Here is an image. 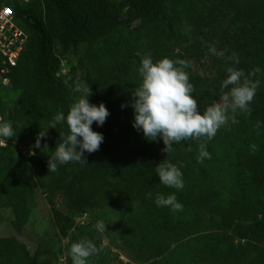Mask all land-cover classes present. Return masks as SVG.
I'll use <instances>...</instances> for the list:
<instances>
[{
    "label": "trees",
    "instance_id": "1",
    "mask_svg": "<svg viewBox=\"0 0 264 264\" xmlns=\"http://www.w3.org/2000/svg\"><path fill=\"white\" fill-rule=\"evenodd\" d=\"M14 6L29 40L17 65L3 73L10 78V90H1L5 85L0 82V122H10L15 132L0 145V224L21 234L41 189L57 234L52 243L35 250L17 234L0 235V264H60L62 255L72 264L70 247L81 239L101 249L87 264H108L109 251L95 223L77 218L120 206L118 229L128 243L152 250L149 264H264V0H31ZM183 12L187 19L195 18L196 25L189 22L185 35L196 51L212 45L239 58L233 65L214 55L211 76L194 73L190 65L185 69L201 111L229 93L220 87L227 67L246 74L259 67L261 73L253 79L261 83L250 111L235 112L236 123L232 119L220 127L211 140H182L167 154L159 138L149 142L131 125L128 105L140 83V59L120 48L108 51L107 57L100 43L109 39L114 46V33L121 26L136 21L162 26L175 16L180 19ZM167 30L163 47L153 56L184 61L171 54L170 25ZM57 45L76 58L67 75L58 74ZM76 83H87L89 102H103L108 109L104 124L92 125L103 134V143L98 151L85 153L86 164H58L49 172L48 159L60 142L59 134H67V125L48 129L41 148L33 145L40 128L57 112L67 113L78 96L72 91ZM201 144L211 158L197 163ZM164 159L183 164L182 190L159 184L154 168ZM172 193L183 211L156 206L158 194ZM206 223L215 229L205 230ZM50 247L54 256L45 257Z\"/></svg>",
    "mask_w": 264,
    "mask_h": 264
},
{
    "label": "clouds",
    "instance_id": "2",
    "mask_svg": "<svg viewBox=\"0 0 264 264\" xmlns=\"http://www.w3.org/2000/svg\"><path fill=\"white\" fill-rule=\"evenodd\" d=\"M227 51H218L209 46L212 55L225 57V61H231L233 65L239 64L238 56L235 53L226 55ZM139 65L137 72L140 83L130 93L131 102L128 105L133 112L131 125L149 142L159 138L164 145L163 152L168 154L172 146L182 140H198L201 137L211 140L217 130L226 124V106L214 102L203 111L200 110L192 95L193 85L185 71L189 67L188 62L174 61L167 57L154 62L151 55L147 54L141 57ZM226 73L220 87L221 90L229 89L231 103L228 107L232 112H249V105L261 83L253 77L260 74L261 69L256 67L246 74L243 69L230 66ZM72 91L78 96L67 113L57 112L46 128H40L33 145L34 148H41V139L46 137L48 129H56L62 123L67 125V134H59L60 142L56 143L54 152L48 159L49 172H54L58 164H86L85 153L98 151L103 143V134L94 131L92 125L95 122L97 127H101L109 115L108 109L103 102L98 105L89 102L92 93L87 83H76ZM236 122L235 119L232 120V123ZM259 126L258 121L256 127ZM14 134L10 122H0V138L9 139ZM43 148H48L47 144ZM29 154L33 153L30 151ZM205 158L210 159L211 156L205 145L201 144L196 157L197 163L203 162ZM182 167L183 164L177 166L164 159L155 166L154 173L158 176L159 184L180 191L184 187L183 173L180 170ZM154 202L157 207H168L173 212L183 211V205L178 202L175 193L166 197L158 194ZM93 228L97 233H103L106 231V224L103 220H98ZM99 251L101 249L92 240L81 239L71 245L69 255L72 264H87L88 258L97 255Z\"/></svg>",
    "mask_w": 264,
    "mask_h": 264
},
{
    "label": "rangeland",
    "instance_id": "3",
    "mask_svg": "<svg viewBox=\"0 0 264 264\" xmlns=\"http://www.w3.org/2000/svg\"><path fill=\"white\" fill-rule=\"evenodd\" d=\"M193 14L198 17L196 11ZM178 17H173L171 22L167 21L162 26L157 24L144 23L136 21L131 25L121 26L120 29L114 33V40L116 43L112 46L109 43V39H105L104 42L100 43V47L103 48L104 52H108L114 48H120L130 55V57L141 59L142 56L150 54L153 60H158L157 56L153 55L163 47L164 39H167L169 33V25L171 27L172 42V53L183 56L184 61L188 62L194 73L203 76H211L214 74V55L209 52V47H204L201 52L196 51L193 48V41L187 40L185 35L189 32V22L195 23V18L191 16V19L186 18V14L181 16L180 19L175 20ZM168 20V18H167ZM169 24V25H168ZM177 38V39H176ZM212 46V45H211ZM56 53L60 58V71L59 75H67L71 65L75 61L73 54H63L62 49L59 45L56 46ZM127 54V55H128ZM139 54V55H138ZM106 56L109 57L111 54L108 52ZM159 53V57H161ZM10 83L5 85L1 90H10ZM5 91V92H6ZM221 105L226 106V115L228 120L225 125L226 127L233 117L235 112H232L230 107L231 103L230 95H225L218 102ZM6 141L0 138V145H6ZM35 206L32 209L28 222L23 227L21 234L15 232L12 227H9L7 223L2 222L0 224V235L6 237L12 234H17L19 238L24 241L31 250H35L40 244L52 243L57 234V229L54 225L53 213L51 206L47 201V198L41 189H38L35 196ZM124 206H120L114 209H107L101 212L87 213L77 218V222L83 223L91 221L96 223L98 220H103L106 224V231L101 233L102 243L109 251L110 260L108 264H149L153 260V252L149 248L135 246L128 243L124 235L118 229L116 222L120 216V210ZM205 230H214L215 228L206 223ZM67 244V239L62 240L61 246ZM51 247L45 254V257H53ZM60 259V264H66V258Z\"/></svg>",
    "mask_w": 264,
    "mask_h": 264
},
{
    "label": "built area",
    "instance_id": "4",
    "mask_svg": "<svg viewBox=\"0 0 264 264\" xmlns=\"http://www.w3.org/2000/svg\"><path fill=\"white\" fill-rule=\"evenodd\" d=\"M31 0H0V82L10 83V78L3 76L15 67L27 46L29 33L18 23L14 4H24ZM0 115V120H1Z\"/></svg>",
    "mask_w": 264,
    "mask_h": 264
},
{
    "label": "water",
    "instance_id": "5",
    "mask_svg": "<svg viewBox=\"0 0 264 264\" xmlns=\"http://www.w3.org/2000/svg\"><path fill=\"white\" fill-rule=\"evenodd\" d=\"M62 210L64 211V212H66V213H69V209L68 208H66V207H62Z\"/></svg>",
    "mask_w": 264,
    "mask_h": 264
}]
</instances>
